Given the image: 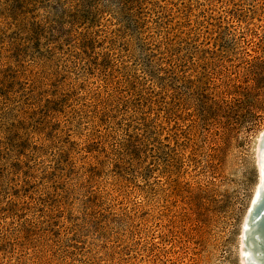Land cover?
Returning <instances> with one entry per match:
<instances>
[{
    "label": "trees",
    "instance_id": "16d2710c",
    "mask_svg": "<svg viewBox=\"0 0 264 264\" xmlns=\"http://www.w3.org/2000/svg\"><path fill=\"white\" fill-rule=\"evenodd\" d=\"M220 1L228 19L219 15L206 27L213 40L249 24L251 12L264 13V5L247 10L237 0ZM185 6L0 0V264H43L59 218L75 210L80 225L98 216L99 192L87 188L96 184L103 160L121 170L144 148L156 154L162 124L188 114V91L196 92L200 118L220 113V101L205 108L203 83L180 69L189 40L199 34L193 24L199 18L186 23ZM225 86L235 111L255 116V107L264 109V58L246 59ZM71 125L82 143L65 137Z\"/></svg>",
    "mask_w": 264,
    "mask_h": 264
},
{
    "label": "rangeland",
    "instance_id": "374dc122",
    "mask_svg": "<svg viewBox=\"0 0 264 264\" xmlns=\"http://www.w3.org/2000/svg\"><path fill=\"white\" fill-rule=\"evenodd\" d=\"M171 1L186 4V23L194 15L199 18L193 23L199 34L189 40L180 69L203 83L205 108L218 99L222 109L214 117L200 118L193 108L196 92L188 91V114L171 115L162 124L156 154L144 148L121 170L103 160L96 184L87 188L99 192L98 216L80 225L75 210L59 218L48 232L43 264H242L240 234L258 182L264 109L255 107L253 117L239 113L236 100L222 90L235 81L246 59L264 58V13L250 11L249 24L229 27L221 39L213 40L205 29L219 15L228 19L223 2ZM237 3L250 10L263 6L264 0ZM86 123L83 119L81 127ZM74 125L66 128L65 137L82 143ZM80 131L86 133V126ZM80 153L75 167L81 165Z\"/></svg>",
    "mask_w": 264,
    "mask_h": 264
},
{
    "label": "bare ground",
    "instance_id": "6f19581e",
    "mask_svg": "<svg viewBox=\"0 0 264 264\" xmlns=\"http://www.w3.org/2000/svg\"><path fill=\"white\" fill-rule=\"evenodd\" d=\"M257 169L258 182L242 220V264H264V129L258 136Z\"/></svg>",
    "mask_w": 264,
    "mask_h": 264
},
{
    "label": "water",
    "instance_id": "95a60500",
    "mask_svg": "<svg viewBox=\"0 0 264 264\" xmlns=\"http://www.w3.org/2000/svg\"><path fill=\"white\" fill-rule=\"evenodd\" d=\"M246 257H247V254H246Z\"/></svg>",
    "mask_w": 264,
    "mask_h": 264
}]
</instances>
